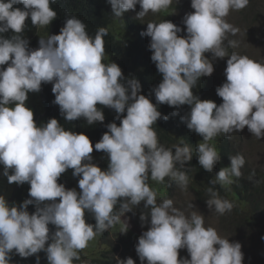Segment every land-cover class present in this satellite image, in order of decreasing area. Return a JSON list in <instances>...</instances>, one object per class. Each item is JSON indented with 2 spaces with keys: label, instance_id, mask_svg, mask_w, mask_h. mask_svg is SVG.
Here are the masks:
<instances>
[{
  "label": "clouds",
  "instance_id": "obj_1",
  "mask_svg": "<svg viewBox=\"0 0 264 264\" xmlns=\"http://www.w3.org/2000/svg\"><path fill=\"white\" fill-rule=\"evenodd\" d=\"M60 2L0 0V264L13 252L22 264H134L122 259L128 226L145 229L135 245L141 264H242L248 248L232 241L248 238L218 235L203 215L179 211L173 187L154 192L147 180L168 178L187 190L192 175L177 165L196 161L215 170L210 183L225 191L223 184L241 182L247 161L251 173L234 145L247 138L245 126L264 137V64L224 47L238 32L224 18L249 0H70L63 10ZM101 21L108 23L96 31ZM114 24L129 35L120 39ZM133 35L149 72L134 59H103ZM157 76L154 104L145 86ZM202 76L218 86V105L193 94ZM158 104H167L166 115ZM168 105L190 106L170 138H180L178 146L159 144L153 129L177 115ZM254 179L246 178L247 198L260 184ZM203 186L210 210H232L218 184ZM254 233L264 252L263 235Z\"/></svg>",
  "mask_w": 264,
  "mask_h": 264
},
{
  "label": "rangeland",
  "instance_id": "obj_2",
  "mask_svg": "<svg viewBox=\"0 0 264 264\" xmlns=\"http://www.w3.org/2000/svg\"><path fill=\"white\" fill-rule=\"evenodd\" d=\"M257 1V9L254 11L259 12L261 16L259 17V21L264 22V0H255ZM252 11V12H254ZM244 12L242 9L239 11L230 10L229 14L224 18L226 22L231 24L233 27L238 29V32L235 35L230 33L231 40L235 39L236 51L239 52L240 56H247L248 58L264 64V33L261 30V26L254 23L253 17H249V22L244 21L243 19ZM113 29L115 33L119 34V38H123L129 35V31L123 29L119 25H113ZM132 40H136V35L132 37ZM230 40V41H231ZM129 44H126L122 47H111L108 48L103 56V59L109 64L111 62L116 63L118 66L121 64L132 65L133 58H128L127 55V47ZM229 54V53H228ZM228 58V57H227ZM259 58V59H258ZM224 73V71H223ZM31 97V96H30ZM155 132L157 133L159 144L165 147V143L171 146H178L182 141L181 139H176V141H172L170 138H177L179 136V131L174 130L169 133V138L163 139L161 136L162 130L164 127L155 126L153 127ZM244 135L247 137L243 142L242 138L239 140V143H236L234 147L236 149H243L245 155L249 158V162H253L250 171L253 175H255L254 183H263L264 181V137L257 139L254 135H252L247 126L244 128ZM165 142V143H164ZM210 146H213L217 150V145H212L210 141H208ZM218 151V150H217ZM220 153V151H218ZM241 152V151H240ZM189 162V161H188ZM186 162L183 167L177 165V169L184 172L187 175H192L188 177V185L187 190H182L180 187L176 188L177 184L175 182H171L168 178H165L164 183H159L153 181L150 178L147 180L148 186L154 191L159 192L158 185H162L164 188L173 187V193L175 194L172 197L173 204L180 208L179 211L183 212L186 216H190L193 211H196L198 214L204 216V223L211 224L214 229L217 231L218 235L226 236H239L248 238L249 241L241 242L238 239L233 240L232 242H239L241 244V251L246 250L248 248V255L243 254L242 264H264V252L261 249V246L257 240L256 234L254 230H245V228L240 225L239 228H235L233 231L229 228L228 223L230 222H238L240 219H244L246 214L257 215V211L254 210L253 206L247 201L249 198H244L243 200L240 198H235L232 193V187L230 184H223L225 187V191L223 194L218 193L221 199H226L233 204V208L229 212H225L223 215H220L215 212V210H210L207 207L206 200L210 198V194L208 196H204L199 190H197L195 186V175H198L197 171L191 167V165ZM256 170L259 172L256 173ZM210 173L215 174L216 172L213 169ZM201 190V189H200ZM0 195H5V192H1ZM190 204L193 207H190ZM114 210H119V203L116 205ZM233 211H236L233 213ZM250 221V219H249ZM145 231L144 228L137 226L136 229H133L131 226H128L126 231V241L125 246L128 245V249L123 254L122 259H126L131 257L134 260V264H141L139 257L135 251V245L138 242V237Z\"/></svg>",
  "mask_w": 264,
  "mask_h": 264
},
{
  "label": "trees",
  "instance_id": "obj_3",
  "mask_svg": "<svg viewBox=\"0 0 264 264\" xmlns=\"http://www.w3.org/2000/svg\"><path fill=\"white\" fill-rule=\"evenodd\" d=\"M69 4H70V0H61L60 5L58 7H59V9L63 10ZM256 5H257V1L249 0L248 5L242 9V12H244L243 19H244V21L249 22V17L252 16L254 23L261 26V30L263 31L264 30V22L259 21V17L261 16V14H259V12H257V11H254L255 9H257ZM72 11L74 14H76L80 17H82V14L84 13V9H82V7L77 3L72 5ZM252 11H254V12H252ZM84 19L86 21H88L87 18H84ZM105 23H108V21L107 22H105V21L98 22L94 29H96V31H98L97 26H101ZM263 33H264V31H263ZM231 37L232 36L230 35V33L227 34V38L224 40L225 45L224 44L223 45L230 55L233 53L240 55L239 52L236 51L235 47L230 45L229 42L231 40ZM235 39L236 38L232 39L231 41H235ZM126 41L129 43V46L127 47V53L129 54V56L133 57L136 64L145 66L147 69V72H149L150 68L148 67L147 59L143 56V52H142V48L140 46V43L138 41H133L131 39L124 38L121 42H118V44H120V43L125 44ZM161 79H162V76H157V77L153 78L150 82H147L146 86H145L146 92H147V97L154 104H156V99H155L154 93L152 92V89L156 85L159 84ZM217 87L218 86L213 85L212 83L208 82L207 79L202 76L199 78L197 85L192 88V92L197 97H198V92H200L201 96L206 98V100H212L218 105L220 98L216 94V88ZM34 104H36V103L34 102ZM166 105L167 104H158L157 105L158 111H160L162 115H166L163 112V108H165ZM168 108H169V114L172 115V113L174 111L177 113V115H173L174 116L173 120L158 119L156 121V123H159L160 125H162V127L166 128V129L162 130V132H161V136L165 140L169 138V136L167 134V130L174 131V130L179 129V131H182V129L185 127V125H184L185 123L181 120V117L190 111L189 105H181V106H179V108L171 107L168 105ZM252 163H250V167H251ZM0 167H3V165H0ZM191 167L199 170L200 172H202L204 174L203 175L202 173H199L198 175H196L197 176V178H196L197 184H195L194 187L197 190H199V192L203 193L205 191V189H203L204 188L203 184H205V182H207L208 189L212 188L214 191H217V184L220 186L221 183L220 182L210 183V181H215V175L214 174H209L196 161H191ZM248 169H249V163L247 161L246 165L241 168V173H242L241 176H243L241 182L238 185H234L232 187V189H233L232 193H233L235 198L237 197V198H240L242 200L244 198H247V195L245 193H243V191L248 186V182H247L246 178L249 177L251 174V173H249ZM257 172H259V171L256 170V173ZM10 174H11V170H10ZM63 175L64 176L66 175V180L69 181L68 180L70 177L69 170H66V172L63 173ZM262 175H264V173H262ZM1 179L6 180L7 177L4 176L2 173ZM73 183H75V182L73 181ZM29 187H30V185L26 186L27 189H29ZM220 190L222 193L224 192V190L221 186H220ZM230 201L234 202L233 200H230ZM247 201H249V203L253 206L254 210L257 211V215L248 216L246 214L245 215L246 217L244 219H240L238 222H230L227 225L229 226V228L232 227V225H235L237 227L242 225L245 228V230H248V229L249 230H251V229L256 230L257 232H259L264 237V181L262 184L260 183L257 186V188L254 190V192L250 193L249 199H247ZM19 204L20 203H17L16 205L19 206ZM31 208H32V204L27 206L28 212L30 211ZM234 212H236V211H233V213ZM249 219H250V221H249ZM22 260H23L22 257H20L15 252L10 254V264H22Z\"/></svg>",
  "mask_w": 264,
  "mask_h": 264
}]
</instances>
